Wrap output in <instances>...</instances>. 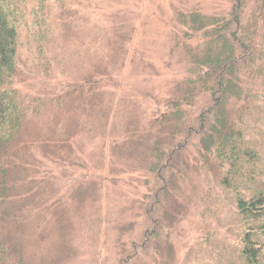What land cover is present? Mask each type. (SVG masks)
<instances>
[{
  "label": "trees",
  "instance_id": "obj_1",
  "mask_svg": "<svg viewBox=\"0 0 264 264\" xmlns=\"http://www.w3.org/2000/svg\"><path fill=\"white\" fill-rule=\"evenodd\" d=\"M232 10L180 13L190 29L184 35L200 38L186 46L188 74L175 84L164 121L154 115L153 123H160L151 126L155 133L125 132L140 141L150 171L158 160L171 169L165 179L170 192H162L166 209L178 211L174 184L186 168L202 177L190 199L194 213L205 217L201 235L183 261L158 259L153 250L155 264H193L192 258L195 264H264V0H239ZM55 13L49 0H0V264H27L26 213L51 207L41 197L47 186H57L55 173L77 165L62 146H76L86 125L90 131L108 126L120 102L112 91L125 50L95 54L83 79L54 77L60 67L70 74L74 62L67 23ZM50 79L55 83L48 85ZM202 97L205 105L198 107ZM71 119L74 130L63 133ZM171 221L165 216V243L179 223Z\"/></svg>",
  "mask_w": 264,
  "mask_h": 264
},
{
  "label": "rangeland",
  "instance_id": "obj_2",
  "mask_svg": "<svg viewBox=\"0 0 264 264\" xmlns=\"http://www.w3.org/2000/svg\"><path fill=\"white\" fill-rule=\"evenodd\" d=\"M56 1L59 3L49 0L55 15L67 23L74 62L70 74L60 67L54 77L67 82L83 79L85 66L94 64L98 60L95 54L103 49L104 53L125 50L128 54L119 87L112 91L120 101L116 115L106 127L94 125L90 131L86 125L76 135V146H62L61 153L67 150L69 160L77 158V168H61L55 173L57 186H47V194L41 197L51 207L41 205L26 213L21 233L26 263L155 264L151 256L155 249L158 259L165 257L168 262V256L171 262L183 261L201 235V219L205 218L194 213L197 210L190 203L193 188L201 183L200 171L189 167L184 176H178L174 184L178 200L173 199L178 211L166 209L167 195L162 192H170L165 179L171 169L158 160V166L150 171L148 162L141 159L145 151L138 147L140 141L128 140L125 132L135 127L155 133L151 126L160 127L159 121H164L163 113L175 95V84L188 74L186 46H193L200 38L184 35L183 31L190 29L181 23L180 13H188L190 7L208 13L233 12L239 0ZM50 80L48 85L55 83V79ZM205 102L202 97L196 105L203 107ZM154 115L158 122L153 123ZM73 125L71 119L63 133L72 132ZM126 148L134 159L127 157ZM176 212L181 215L180 222ZM165 216L179 222L167 236V243L163 240ZM206 216L208 220L212 217ZM192 263L197 262L192 258Z\"/></svg>",
  "mask_w": 264,
  "mask_h": 264
}]
</instances>
